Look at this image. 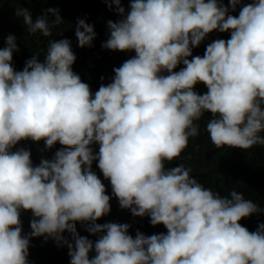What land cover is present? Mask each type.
I'll return each instance as SVG.
<instances>
[{
    "label": "clouds",
    "instance_id": "clouds-1",
    "mask_svg": "<svg viewBox=\"0 0 264 264\" xmlns=\"http://www.w3.org/2000/svg\"><path fill=\"white\" fill-rule=\"evenodd\" d=\"M105 2L123 18L107 22L103 47L135 56L94 97L73 71L69 39L50 40L45 60L36 54L22 71L11 63L16 37L0 49V264H29L30 238L40 236L67 245L70 264H264V223L254 232L240 223L261 210L256 203L236 190L221 196L206 188L184 164L165 167L199 135L196 122L205 112L212 114L206 131L216 148L264 145V0L245 4L238 16L223 0H130L127 12L122 0ZM241 2L229 0L231 9ZM46 11L55 19L34 20L26 8L16 15L30 34L50 37L63 20L59 9ZM213 30H231V37L193 56ZM75 35L84 47L96 32L80 19ZM201 82L203 95L195 91ZM27 139L64 147L33 166L30 150L12 151ZM97 160L121 208L149 216L166 233L137 231L134 238L127 223H96L111 211L92 170ZM22 210L33 214L28 235ZM77 221L90 222L87 231L99 238L81 236Z\"/></svg>",
    "mask_w": 264,
    "mask_h": 264
},
{
    "label": "trees",
    "instance_id": "trees-1",
    "mask_svg": "<svg viewBox=\"0 0 264 264\" xmlns=\"http://www.w3.org/2000/svg\"><path fill=\"white\" fill-rule=\"evenodd\" d=\"M253 0H242L235 10L231 9L229 0H223L224 5L229 7V15H239L241 8L251 3ZM122 6L126 12L130 11V0H122ZM17 8H26L31 12L33 19L47 15L49 21L55 19L54 14L47 13V9H59V15L63 22L52 29V36L44 37L40 33L30 34L27 26L23 22L22 16L16 15ZM122 15L116 10V5L111 8L105 0H0V49L7 46V37H16L18 51H14L12 66L16 71H22L26 61L38 54L39 60L43 62L46 56V49L50 40L59 41L69 39L71 47L76 55V61L72 65L73 71L77 73L83 82L90 85L91 92L94 94L99 87L107 85L113 81L115 76L114 69L120 67L126 60L135 56L134 50L119 51L103 47L109 39L110 31L108 21L118 22ZM84 19L88 24L94 26L96 37L91 46L80 47L75 35L77 23ZM231 30L220 32L213 30L198 47L192 50L193 56H203L206 47L217 39H229ZM191 59V57H189ZM185 67L179 64L175 71ZM162 74H167L164 72ZM103 77V79H102ZM195 91L205 94L208 89L204 83H197ZM212 114L205 112L200 121L199 135L189 138L187 148L181 156L171 162H166V168H172L184 164L192 168L191 176L206 188L218 192L221 196H228L232 190L243 194L245 199H250L261 209L258 213H253L249 217L241 219L242 226L249 231H256L259 224L264 223V145H256L250 149L235 147L216 148L206 131V124L211 119ZM264 135V133H261ZM31 151L33 166H38L43 158L51 159L55 152L64 147L57 142L51 149H47L45 141H32L31 139L21 140L15 145L12 151L19 148ZM95 153L99 151V144H93ZM92 170L100 177L106 187V194L111 197L110 213L104 215L96 223L104 224L108 222L127 223L129 234L134 238L137 231L145 235L166 233L167 229L163 224L153 226L149 216H133L130 209L121 208L119 200L112 193V186L109 179H105L102 171L98 167V160L93 162ZM33 219L31 210L21 211L23 234L28 235L32 230L30 221ZM90 222H76L77 231L81 236H87L95 242L100 233L92 234L87 231V224ZM64 235L70 242L71 234L65 231ZM67 245L58 244L54 239L45 236L31 237L29 246V264H70ZM96 255L93 249L90 258Z\"/></svg>",
    "mask_w": 264,
    "mask_h": 264
}]
</instances>
